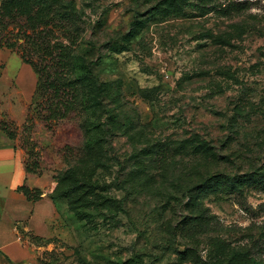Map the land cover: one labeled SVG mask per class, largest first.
Segmentation results:
<instances>
[{
    "label": "rangeland",
    "instance_id": "obj_1",
    "mask_svg": "<svg viewBox=\"0 0 264 264\" xmlns=\"http://www.w3.org/2000/svg\"><path fill=\"white\" fill-rule=\"evenodd\" d=\"M75 1L84 11L79 35L60 25L45 33L53 43L75 40L112 89L101 114L118 123L109 131L111 168L100 179L124 211L79 221L65 200H52L56 178L80 152V119L55 117L54 102L35 96L34 70L33 81L21 72L19 51L1 49L0 130L14 133L25 152L33 180L25 185L54 208L50 233H30L19 264H230L237 253L264 264V191L199 196L198 214L212 218L204 227L190 206V190L209 174L264 170V0H233L244 10L229 16L192 9L153 19L130 44L134 20L146 19L158 0ZM32 60L43 66L51 58L40 51ZM194 138L212 156L195 154ZM159 147L169 149L165 161L159 155L139 172L146 152L154 158Z\"/></svg>",
    "mask_w": 264,
    "mask_h": 264
},
{
    "label": "trees",
    "instance_id": "obj_2",
    "mask_svg": "<svg viewBox=\"0 0 264 264\" xmlns=\"http://www.w3.org/2000/svg\"><path fill=\"white\" fill-rule=\"evenodd\" d=\"M243 5L233 0H158L146 19L136 17L125 41L130 44L153 19L183 17L192 9L201 15L217 11L223 16H229L232 12L243 11ZM83 13L75 0H0V50L8 48L19 51L23 63L30 65L37 75L35 96L45 95L54 102L52 114L55 117L66 119L74 114L80 119L79 126L83 134L80 152L75 163L56 178L57 186L51 198L55 202L65 200L69 211L79 221H91L95 212L124 211L121 200L112 196L108 190L112 186L107 182L102 183L100 179V174L110 171L111 168L109 131L115 129L118 123L115 116H107V120H104L101 111L104 101L113 99L114 95L110 85L100 82L95 75L92 64L74 50L75 40H72V45L53 43L45 33L50 31L49 27L60 25L74 39L73 36L80 33L79 21L82 20ZM10 26H13L11 33L1 34L8 31ZM15 30H18L16 34ZM9 33L12 36L7 37ZM40 51L51 58L43 66L32 60L34 54L38 55ZM2 131L12 140L16 138L7 128L3 127ZM192 141L189 147L193 148L195 154L212 156L206 144L196 138ZM176 149L177 147L174 148ZM168 151V147H159L154 158H151L152 151H147L137 170L142 167L141 170L145 172L144 169L155 163L159 155L160 162H164ZM26 171L32 172L28 164ZM247 190L264 191V170L236 175L212 173L202 178L190 190L193 193L190 206L197 213L192 218L194 224L204 227L212 219L205 210L201 209L198 214L199 196H227L243 194ZM18 191L32 202L39 201L42 194L40 190H32L26 185L18 187ZM33 191L36 194L33 195ZM228 262L259 264L256 259H247L245 253L234 254ZM6 264L14 263L9 261Z\"/></svg>",
    "mask_w": 264,
    "mask_h": 264
},
{
    "label": "crops",
    "instance_id": "obj_3",
    "mask_svg": "<svg viewBox=\"0 0 264 264\" xmlns=\"http://www.w3.org/2000/svg\"><path fill=\"white\" fill-rule=\"evenodd\" d=\"M21 72L34 80L30 65L24 63ZM32 182L25 167V152L0 130V264L27 260L28 237L23 234L43 237L50 233L52 204L46 198L29 201L18 191L26 183L31 187Z\"/></svg>",
    "mask_w": 264,
    "mask_h": 264
}]
</instances>
